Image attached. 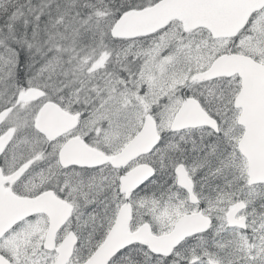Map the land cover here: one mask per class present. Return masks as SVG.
Segmentation results:
<instances>
[{"label":"snow or ice","instance_id":"1","mask_svg":"<svg viewBox=\"0 0 264 264\" xmlns=\"http://www.w3.org/2000/svg\"><path fill=\"white\" fill-rule=\"evenodd\" d=\"M0 264H264V0H0Z\"/></svg>","mask_w":264,"mask_h":264}]
</instances>
